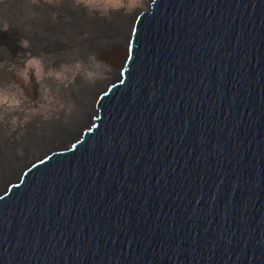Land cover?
I'll return each mask as SVG.
<instances>
[{
    "label": "water",
    "instance_id": "1",
    "mask_svg": "<svg viewBox=\"0 0 264 264\" xmlns=\"http://www.w3.org/2000/svg\"><path fill=\"white\" fill-rule=\"evenodd\" d=\"M129 20L86 121L0 199V264H264V0Z\"/></svg>",
    "mask_w": 264,
    "mask_h": 264
},
{
    "label": "clouds",
    "instance_id": "2",
    "mask_svg": "<svg viewBox=\"0 0 264 264\" xmlns=\"http://www.w3.org/2000/svg\"><path fill=\"white\" fill-rule=\"evenodd\" d=\"M12 0H0V5L7 10ZM65 0H20L17 7L22 12L20 25L27 19L37 17L33 6L42 7L44 5L59 8ZM73 8L83 7L91 17L96 14L101 18L112 20V14L123 12L124 15H131L134 10L141 9L137 6L138 0H70ZM144 4V0H143ZM52 20L57 19V13L51 14ZM12 24L8 19L0 17V31H8ZM88 33H85V38ZM19 45L23 49L32 48V42L22 37ZM7 57L9 53L5 49ZM110 64L97 59L95 54H89L87 62L76 60L72 63H60L58 67L49 66L45 63L44 55H33L31 51L18 53L16 60H0V70H5L10 75L0 80V135L11 138L19 142L27 132V125L35 118L39 117L37 132H40L43 122L59 119L60 113H64V123L67 124L69 117L75 110V104L71 98L72 89L78 92L76 78L80 76L86 84L94 85V76L100 71L102 66ZM33 78L37 97L33 99L28 93L33 87ZM52 80L55 84L53 88L47 83ZM13 133L15 135L13 136ZM35 149H32L34 151ZM17 155L23 156V148H17Z\"/></svg>",
    "mask_w": 264,
    "mask_h": 264
},
{
    "label": "bare ground",
    "instance_id": "3",
    "mask_svg": "<svg viewBox=\"0 0 264 264\" xmlns=\"http://www.w3.org/2000/svg\"><path fill=\"white\" fill-rule=\"evenodd\" d=\"M66 1V0H65ZM17 3H10L8 8L19 9ZM43 15H47V21H30L24 22L20 25V30L17 25L20 21H9L12 26L8 31H0V60L5 58L15 61L17 54L31 51L35 55H44L47 64L56 62L72 63L82 56L95 54L115 70L121 64L125 55L124 36L129 23L128 17H123L114 21L111 25H102L97 28L92 25L83 16V11L80 8H73L68 0V16L60 13L57 14V19L52 20V11H58L60 8L44 5L40 7ZM51 9V14H50ZM59 20V21H58ZM106 26V27H105ZM85 33L88 36L85 38ZM24 37L32 42V48L23 49L19 45L20 39ZM5 49L9 53L7 55ZM2 71V70H0ZM5 71V70H3ZM9 76V73H6ZM33 82V87L37 88ZM31 91L28 93L30 95ZM93 93L92 86L81 84L76 93V108L71 114V120L68 129L64 128L62 131H56L54 134H60L64 131L76 128L79 124L86 121L88 112V105L90 97ZM31 123L27 125L30 129ZM56 128L52 126L51 132ZM51 133V134H53ZM53 134V135H54ZM15 133H13V136ZM48 137L49 136H42ZM55 137V136H52ZM52 141L54 144L59 143L60 140ZM36 137L28 135L23 137L22 141H9L8 137L0 135V199L8 195L9 189L12 186L21 166L20 161L23 160ZM11 140V139H10ZM17 148H23L24 155L21 157L17 155Z\"/></svg>",
    "mask_w": 264,
    "mask_h": 264
},
{
    "label": "rangeland",
    "instance_id": "4",
    "mask_svg": "<svg viewBox=\"0 0 264 264\" xmlns=\"http://www.w3.org/2000/svg\"><path fill=\"white\" fill-rule=\"evenodd\" d=\"M149 0H144V4H143V0H138V4L137 6L140 7V8H145L146 7V3L148 2ZM19 3L20 0H12L11 3ZM70 2V0H69ZM71 3V2H70ZM34 8V11H36L37 13V17L35 19H27L25 20L24 22L26 23H29L30 21H47V15H43V12H42V9L40 7H36V6H33ZM60 9H58V11H52V12H56L57 14L61 12L62 15L64 16H68V0H66L60 7ZM82 11H83V16L87 18L88 21H91L92 25H96L97 28L101 27V21H92L93 17H99L98 14L94 15V16H89L86 12V10L83 8V7H79ZM135 11V10H134ZM133 11V12H134ZM51 12V9H50V14L52 13ZM133 14V13H132ZM131 15H124L123 12H117V13H113L112 14V19H122L123 17H128L130 19V17L132 16ZM0 17H4L6 19H8L9 21H20L21 17H22V12L20 9H13V8H7V10H4L3 9V6L0 5ZM117 19V21H118ZM59 21V20H58ZM130 21V20H129ZM103 28V27H101ZM93 54V53H92ZM35 55V54H33ZM88 56H82L80 57L79 59L77 60H83L85 62H87V59H88ZM97 59L100 60V61H103L105 62L104 60H102L101 58H99L97 55H96ZM75 62V61H74ZM46 63V62H45ZM60 63H66V62H56V63H51V64H47L49 66H54V67H58ZM107 63V62H105ZM108 64V63H107ZM120 66V65H119ZM119 66L117 69H119ZM116 69V70H117ZM114 68H109L107 65L105 66H102L100 71L94 76V79L96 80V83L94 85H91V84H86L85 81L83 79H81L80 76H77L76 78V86L77 88L81 85V84H85V85H90L92 86V89H94L95 87H97L98 85L104 83L107 79H110L114 73V71H116ZM6 71H0V80H4L6 79L8 76L6 75ZM33 82H34V78H33ZM47 83L49 85H51L53 88L55 87V84L52 80H48ZM37 88H34L31 93H30V96L35 99L38 95L37 91H36ZM68 91L71 92V98L76 106V99H75V93H77V91H73L72 89H69ZM76 108V107H75ZM40 121V118L37 117L35 118L32 122H31V127L30 129H27V132L25 133V135L23 136L24 138H26L28 135H31L33 138L34 137H37V135H40L38 134L37 132V123H39ZM64 121V113L61 112L60 113V118L59 119H52V120H49V121H46V122H43L41 128H40V132H43V133H46V131L42 130V127L48 123H53V124H58L60 122H63ZM51 128V127H50ZM23 137L20 141L23 140ZM11 138H9V141L12 142L14 140H10ZM35 149V148H33ZM27 155V154H26ZM26 155H24V158L23 160L20 161V164L23 163ZM39 155V152L35 149L34 151H32V153L29 155V159H32L33 157H36Z\"/></svg>",
    "mask_w": 264,
    "mask_h": 264
},
{
    "label": "flooded vegetation",
    "instance_id": "5",
    "mask_svg": "<svg viewBox=\"0 0 264 264\" xmlns=\"http://www.w3.org/2000/svg\"><path fill=\"white\" fill-rule=\"evenodd\" d=\"M75 95H76V93H75ZM75 111V110H74ZM73 111V112H74ZM71 117H69V120H68V123L67 124H65L64 122H60V123H58V124H53V123H48L47 125L45 124L43 127H42V130H44V131H46V133L44 134V135H37V137H36V139L37 138H40V137H42V136H49V137H51V136H53V134L57 131H62V130H64V128H67L68 129V125H69V122H70V119ZM52 126L53 127H55L56 129L53 131L52 130V132H51V130H50V127L52 128ZM54 132V133H53ZM51 133H53V134H51ZM33 148H35L38 152H40L39 151V149L35 146V145H32L31 146V148L29 149V155L32 153V149Z\"/></svg>",
    "mask_w": 264,
    "mask_h": 264
}]
</instances>
